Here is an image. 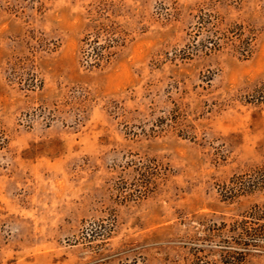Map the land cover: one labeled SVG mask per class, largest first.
I'll return each mask as SVG.
<instances>
[{"label":"rangeland","instance_id":"374dc122","mask_svg":"<svg viewBox=\"0 0 264 264\" xmlns=\"http://www.w3.org/2000/svg\"><path fill=\"white\" fill-rule=\"evenodd\" d=\"M201 13L249 31L250 57L180 58ZM101 26L113 55L88 67ZM263 84L264 0H0V264H224L207 233L264 205L218 194L264 163ZM145 159L154 192L122 200Z\"/></svg>","mask_w":264,"mask_h":264},{"label":"trees","instance_id":"16d2710c","mask_svg":"<svg viewBox=\"0 0 264 264\" xmlns=\"http://www.w3.org/2000/svg\"><path fill=\"white\" fill-rule=\"evenodd\" d=\"M197 25L191 35V42L179 56L188 59L198 52L207 54L221 47H228L240 59H248L252 53L253 36L245 31L242 25L233 24L220 27V20L209 13H201ZM104 27L94 29L93 34H87L83 42L87 46L84 55L88 67L97 68L101 62H107L113 52L115 39L108 36ZM202 38L199 39V36ZM249 102L264 103V84L256 88L248 98ZM163 169L154 160L145 159L133 164L134 179L131 183H118L116 192L122 200L144 199L154 192L156 181ZM264 191V163L253 167L242 174L232 176L227 183L219 185L218 194L222 201L232 202L238 197L252 195ZM206 241L212 243L220 238L221 257L224 264H243L250 251H262L264 248V205L255 204L240 219L232 223H221L216 231L207 233ZM200 249L193 253L192 264H205Z\"/></svg>","mask_w":264,"mask_h":264}]
</instances>
